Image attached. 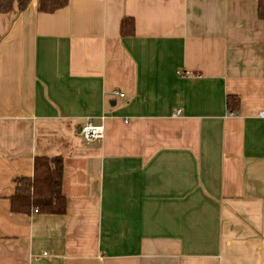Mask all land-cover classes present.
Masks as SVG:
<instances>
[{"label":"crops","instance_id":"obj_1","mask_svg":"<svg viewBox=\"0 0 264 264\" xmlns=\"http://www.w3.org/2000/svg\"><path fill=\"white\" fill-rule=\"evenodd\" d=\"M68 1L0 14V264H264L259 0ZM37 156L64 214L11 212Z\"/></svg>","mask_w":264,"mask_h":264},{"label":"trees","instance_id":"obj_2","mask_svg":"<svg viewBox=\"0 0 264 264\" xmlns=\"http://www.w3.org/2000/svg\"><path fill=\"white\" fill-rule=\"evenodd\" d=\"M32 0H0V14L12 11L17 4L23 12ZM40 12H54L68 4V0H37ZM258 14L264 19V0H259ZM122 36L135 33V21L125 17L121 23ZM231 109H237L239 99L228 97ZM65 167L61 156H37L33 176L16 178L15 193L11 197V212L30 215L32 213L64 214L67 210V198L63 191Z\"/></svg>","mask_w":264,"mask_h":264},{"label":"built area","instance_id":"obj_3","mask_svg":"<svg viewBox=\"0 0 264 264\" xmlns=\"http://www.w3.org/2000/svg\"><path fill=\"white\" fill-rule=\"evenodd\" d=\"M119 95L124 96V93H119ZM180 112V110H178ZM231 115H235L231 112ZM259 116L264 117V111H260ZM105 126L103 124H96L92 119H87L84 124L80 127L79 133L87 140L93 141L97 139H102L105 135Z\"/></svg>","mask_w":264,"mask_h":264}]
</instances>
